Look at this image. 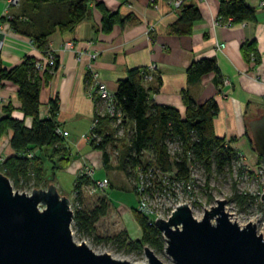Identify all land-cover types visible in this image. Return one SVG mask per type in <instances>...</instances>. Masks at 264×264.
I'll use <instances>...</instances> for the list:
<instances>
[{
	"label": "trees",
	"instance_id": "trees-1",
	"mask_svg": "<svg viewBox=\"0 0 264 264\" xmlns=\"http://www.w3.org/2000/svg\"><path fill=\"white\" fill-rule=\"evenodd\" d=\"M182 1L178 19L169 27L168 33L172 36L190 35L194 23L200 19L197 7L189 4V0ZM92 4H95L102 14L101 30L105 34L111 32L119 22L120 24L136 22L132 16L121 19L117 13H109L96 0H21L17 6L18 13L2 18L13 34L29 40L43 58L36 60L25 57L19 65L11 69L4 68L0 62V82H9L17 88L19 111L22 115V119L13 118L11 116L13 108L8 105L4 107V117L0 119V145L7 140V147L11 152L1 163L0 173L10 181L14 190L30 186L33 189H45L51 184L45 177L44 162L38 155L39 152L52 164L53 172H62L70 163L71 150L65 139L56 133L59 130L56 122L58 100L57 98L49 100L45 116L41 117L43 106L39 96L42 87L49 83L59 67L58 59L49 47V38L57 32L64 34L72 31L88 17L89 6ZM255 13L245 0H221L218 18L220 22L231 18V23L239 24L254 21ZM241 50L245 60L250 54H255L251 43L244 44ZM46 59L52 60L44 64ZM41 66L43 69H40ZM210 73L215 75L216 87H220L222 80L212 58L192 62L186 76L188 82L193 83ZM150 77L147 69L135 68L128 71L125 79L118 81L113 98L116 111L122 116L121 123L116 125L115 118L104 114V119L99 122V130L102 132L96 131L100 141L90 142L91 146L102 154L104 169H111L107 145L112 144L118 149L120 144L117 169L127 180L131 177L136 180L133 188L136 196L140 193L139 189L143 188L142 183L139 185L143 175L152 184L144 193L150 192L153 196L154 193L163 194L166 189L169 195H175L176 184H181L184 191L190 189L191 168L196 164L208 177L211 174L221 176L226 172L231 174L230 168L233 162L239 159L240 153L234 147L236 140H227L215 131L214 119L219 112L215 100L210 99L202 105H196L194 100L183 92L185 112L180 115L173 108L154 104L152 95L159 91L161 81L157 77L155 82L150 84L148 80ZM259 116L260 114L250 118L246 123L245 136L253 152L247 124ZM26 118L31 119L29 128L24 126ZM127 125L130 133L126 132L119 143L115 137L116 130L120 127L124 129ZM169 144H175L178 148L171 152ZM27 154H32V157L27 158ZM146 154L150 157L149 162L142 160ZM257 157L261 161V158ZM134 171H141V176ZM154 175L161 176L159 182H155ZM235 185L236 183H233L231 200L241 211L249 210L254 204L263 207L259 202L260 194L257 196L239 194ZM93 186L96 187V182L85 174H79L74 180L72 189L74 197L71 204L73 232L93 237L95 244L112 243L126 253L143 252L145 247L156 253L163 252L166 243L155 227L154 220L138 209L131 212L140 231L138 240H131L125 232L112 237L97 235L96 224L109 214L110 203L105 195L98 197L95 205L82 207L84 190Z\"/></svg>",
	"mask_w": 264,
	"mask_h": 264
},
{
	"label": "crops",
	"instance_id": "crops-1",
	"mask_svg": "<svg viewBox=\"0 0 264 264\" xmlns=\"http://www.w3.org/2000/svg\"><path fill=\"white\" fill-rule=\"evenodd\" d=\"M96 2L109 13H117L121 19L132 16L136 22H119L105 34L101 30L102 14L92 4L88 17L72 31L57 32L49 38V47L57 57L59 67L49 83L42 87L39 99L44 112L49 100H58L56 122L71 150L70 163L63 173L75 180L84 172L78 173L82 163L88 170L92 169L90 177L94 182L108 179L93 178L95 171L104 168L102 154L86 139L99 112L95 103L100 101L102 104L99 98L93 100L89 93L92 72L96 73L99 85L114 94L118 81L125 79L129 70L145 68L151 76L150 84L157 77L161 81L159 91L152 95L154 104L173 108L180 115L185 112L183 92L196 105L213 99L219 108L214 119L216 133L227 140H236L234 147L241 156L246 151L237 147L250 151L245 136L247 120L264 113V0H245L255 10V20L239 24L231 23V18V21L220 22L221 0H189V4L199 10L200 19L194 23L190 35L180 37L168 33L179 16L169 0ZM13 13H18V8L11 7L6 12L5 0H0V62L6 69L19 65L25 57L43 59L29 40L13 34L2 20ZM66 43H70L74 50H64ZM250 43L255 54L245 60L241 47ZM78 55L81 56L79 60ZM208 58L215 60L222 85L216 87L212 73L189 83L186 71L191 63ZM8 105L13 108L11 116L21 119L17 88L3 81L0 82V119ZM5 144H8L7 140L1 144L4 157L11 154Z\"/></svg>",
	"mask_w": 264,
	"mask_h": 264
},
{
	"label": "water",
	"instance_id": "water-1",
	"mask_svg": "<svg viewBox=\"0 0 264 264\" xmlns=\"http://www.w3.org/2000/svg\"><path fill=\"white\" fill-rule=\"evenodd\" d=\"M247 127L264 166V114ZM259 201L264 209V181ZM225 203L217 200L200 219L186 204L178 205L167 220L154 222L172 264H264V233L250 222L243 227L231 222ZM72 223L70 200L55 185L27 195L14 191L0 173V264H133L75 242ZM143 253L146 264H164L148 247Z\"/></svg>",
	"mask_w": 264,
	"mask_h": 264
},
{
	"label": "rangeland",
	"instance_id": "rangeland-1",
	"mask_svg": "<svg viewBox=\"0 0 264 264\" xmlns=\"http://www.w3.org/2000/svg\"><path fill=\"white\" fill-rule=\"evenodd\" d=\"M176 11H178V9H176ZM64 50H74V48L71 45V47ZM80 57L81 56L78 55V60L80 59ZM47 62L50 63V60H44V64H46ZM40 69H43V67L41 66ZM92 73L93 75L92 80L90 81L91 87L89 93L92 99L96 100L97 98H101V90H99L100 86L104 87L106 92H110L105 88V86L99 85V83L97 82L98 77L96 73ZM96 86L97 88H95ZM95 107L99 112L98 115L95 116L96 121L93 120L91 126L94 123V125H96L95 132L99 131L101 133L102 131L99 130V122L104 119L103 110L105 108V103L101 104L100 102H96ZM100 108H102V111L100 110ZM129 131L130 129L128 127L124 129L120 127L116 130L115 137L117 138V140H119V143L123 139L122 137L126 132L130 133ZM5 145L8 146V144ZM118 146L119 147L117 148L121 149V145L118 144ZM168 147L171 152L175 151V149L178 148V146L175 144H169ZM237 148L242 152L246 151V153L243 156L240 155L239 159L233 162L232 167L230 168L231 174L226 172L221 176H215L214 174H211L208 177L206 176L204 171L199 167V165L196 164L192 166L190 174V177L192 179L191 188L184 191L182 187H178L174 191L175 195H170L169 198L165 199L157 198L158 201L155 202V205L159 206L160 204L161 208L157 207L159 209L157 210L156 215L150 216L151 219L154 220L153 222L159 219H166L168 213L172 210V208L183 204H186L190 208L192 215L196 219H200L203 216L204 209L210 210L211 208L217 206V200H225L226 203L224 205V211L228 214L229 220L231 222L235 221V223L238 224L240 227H243L250 222L255 225L258 234H263V207L260 208L257 204H254L251 206V208H249V210L245 211V209H242L241 211L238 208V205L231 200V196L233 194V183H236L235 187L239 194L247 193L252 196H257L261 194L263 190V176L261 173L264 170V166L262 164V161H259L258 157L253 152L247 151L245 147L242 148L240 146ZM118 149H115L112 144L107 145L106 150L110 157L111 169L103 168L99 172L95 171V176L93 177L94 179L107 177L109 179H105L107 185L106 187L101 189H97L95 186L86 188L83 192L82 207L84 205H95L96 199L98 197L106 195L110 203V212L106 217L102 218L96 224L97 235L101 237H112L116 234L125 232L131 240L136 241L140 238V232L138 226L133 220L131 212L134 209H137L139 201L142 200V198L147 193H143L144 191H140V193H138V196H136L133 192L136 180L133 179V177L128 178L127 180L124 174L117 169L119 161ZM38 155L42 158L44 162L46 179L50 180L51 184L58 185L57 191L59 193H63L64 196H67L66 198H68L70 200V203L72 204L74 196L73 194H71V192L73 189L74 180L63 172H53V170L51 169L52 164L48 162V160L44 157L41 152H39ZM142 160L143 162H149L150 157L146 154L142 158ZM79 170L80 171L78 173L84 170V172H81L80 174H85L87 176L92 173V169L88 170L82 163ZM135 172L139 174V177L141 176V171H134V173ZM144 177L145 175L140 178L139 185L140 183H142V187L144 188V190H146L151 188L152 184L151 181ZM153 177L155 182H159L161 176L154 175ZM207 178L209 179L207 180ZM100 181H102V179L96 180V183ZM31 189L33 188L30 186L24 187L19 190L30 191ZM71 207L73 210L72 205ZM167 208L169 209L168 212L166 211ZM71 230L72 232L74 231L72 229V226ZM72 235L75 242L79 243L82 240L86 241V245L96 253H106L116 260H125L133 264H146V257L143 252L134 251L126 253L124 251H120L118 247L112 243L95 244L93 241V237L91 236H81L76 234L75 232H73ZM150 250L162 263L172 264L170 258L167 257L164 250L160 253H156L152 249Z\"/></svg>",
	"mask_w": 264,
	"mask_h": 264
},
{
	"label": "built area",
	"instance_id": "built-area-1",
	"mask_svg": "<svg viewBox=\"0 0 264 264\" xmlns=\"http://www.w3.org/2000/svg\"><path fill=\"white\" fill-rule=\"evenodd\" d=\"M20 1L21 0H5V3H6V12H7V9H9L11 7L18 6L19 3H20ZM169 3L171 5H173L175 9H178L179 10L180 6L183 4V1L182 0H169ZM228 21H231V20L228 19ZM229 23L230 22H228L227 25H229ZM69 47H71V44L70 43H67V44H65L64 49H67ZM0 49H1V44H0ZM51 60L52 59H50V61ZM149 79L150 78H148V80ZM95 88H97V86ZM99 90H101L100 94L102 95V96L100 95L101 98H99V99H103L101 101H102L103 104L105 103L104 114L107 115V116H109L110 118H115L116 119V123H115L116 125L120 124L121 123L122 116L120 115L119 112L116 111L113 94L106 92L105 89H104V87H102V86H100ZM44 116H45V112L42 111L41 112V117H44ZM20 118L22 119V116ZM94 121H96V119H94ZM30 124H31V121L29 119H27V120L24 119V126L26 128H29L31 126ZM95 129H96V125H94V123H93L92 126L90 127L89 134L86 136L87 141H89V142H91L92 140H95L96 142L100 141V137L98 135H96ZM56 133L59 136H62V134L60 133L59 130H57ZM2 148H3V146L0 145V165L4 161V158H5L2 155ZM31 157H32V154H27V158H31ZM263 171L261 173L262 176H263V173H264ZM91 174H89V176ZM167 184L168 183H166V185ZM106 185H107V182L105 180H102V181L96 183V187L98 189L104 188V187H106ZM178 187H181V184H176L175 185V189L178 188ZM175 189H174V191H175ZM33 190L34 189H31L30 191H20V190H18L17 192L18 193H25L27 195H30V193ZM14 191H16V190H14ZM139 191H144V188H140ZM145 193H147V194H145V196L142 198V200L139 201V204H138L137 209L139 210V212L145 214L148 217L153 216V215H156V212L159 209L157 207H160L161 208V205L160 204H159V206L155 205V202L158 201L157 198L158 199H165V198H169L170 197L169 192H168L167 189L164 190L163 194L154 193L153 196L150 194V192H145ZM158 195H161V196H158ZM175 208H172V210L168 213L166 219H164V220H167L170 217L172 211ZM166 211L168 212L169 209L167 208ZM72 234H73V232H72ZM81 242L86 243V241H84V240H82Z\"/></svg>",
	"mask_w": 264,
	"mask_h": 264
},
{
	"label": "bare ground",
	"instance_id": "bare-ground-1",
	"mask_svg": "<svg viewBox=\"0 0 264 264\" xmlns=\"http://www.w3.org/2000/svg\"><path fill=\"white\" fill-rule=\"evenodd\" d=\"M263 114H264V113H260V116L263 115ZM247 128H248V127H247ZM248 130H249V129H248ZM250 136H251V134H250ZM249 149H250V148H249ZM253 149H254V148H253ZM250 152H253V151L250 150ZM253 153L257 156V154L255 153V151H254ZM263 172H264V171H263ZM263 181H264V173H263ZM262 187H263V186H262ZM262 191H263V190H262ZM261 193H262V192H261Z\"/></svg>",
	"mask_w": 264,
	"mask_h": 264
}]
</instances>
